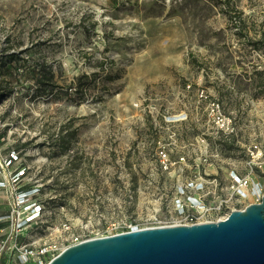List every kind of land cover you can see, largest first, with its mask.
Masks as SVG:
<instances>
[{"label": "rangeland", "instance_id": "1", "mask_svg": "<svg viewBox=\"0 0 264 264\" xmlns=\"http://www.w3.org/2000/svg\"><path fill=\"white\" fill-rule=\"evenodd\" d=\"M12 152L0 216L35 188L42 210L14 240L0 222L6 264L22 245L173 225L197 180L213 201L234 171L262 196L264 0H0V161Z\"/></svg>", "mask_w": 264, "mask_h": 264}, {"label": "water", "instance_id": "2", "mask_svg": "<svg viewBox=\"0 0 264 264\" xmlns=\"http://www.w3.org/2000/svg\"><path fill=\"white\" fill-rule=\"evenodd\" d=\"M48 264H264V192L225 220L89 239Z\"/></svg>", "mask_w": 264, "mask_h": 264}, {"label": "built area", "instance_id": "3", "mask_svg": "<svg viewBox=\"0 0 264 264\" xmlns=\"http://www.w3.org/2000/svg\"><path fill=\"white\" fill-rule=\"evenodd\" d=\"M250 155V167L255 165V161L260 159L261 151L257 145H253L249 150ZM18 154L12 152L2 162L0 161V168H8L9 165L14 164L18 160ZM160 156L163 162H167V155L164 152H160ZM24 174V169L15 172L10 177L11 182L20 179ZM230 183L227 194L220 197H216L215 200L209 201L208 198H214V190L210 191L207 183L204 181H194L187 184L186 190H190L193 193L198 194L186 196V201L178 200L176 202L175 212L179 218L178 222L173 225H163L159 223L156 227H168V226H191L198 223H215L217 221L225 220L229 214L237 209V205L241 200L247 199L250 194H246V190L249 189V178L242 177L234 171H231L228 175ZM3 182H0V186H3ZM40 188H35L31 191H20L13 194L11 203L9 204L10 213L0 216V222L6 221L10 226V240L16 239L18 233L26 226H31L37 223V219L40 216L42 207L32 202L33 197ZM256 202L259 203L261 199V191L255 195ZM21 206L28 207L30 211L25 216L18 213V209ZM22 215V216H21ZM154 228V227H150ZM128 232V231H127ZM123 233V232H122ZM115 234H108L102 236H96L94 238L107 237ZM80 239L77 236H72L66 245L52 244L48 246L38 247L36 252L28 250V245H22L19 247L18 264H28L35 259L36 264H48L53 258L58 256L63 250L69 246L79 244L83 241L94 239ZM16 249V248H15Z\"/></svg>", "mask_w": 264, "mask_h": 264}, {"label": "trees", "instance_id": "4", "mask_svg": "<svg viewBox=\"0 0 264 264\" xmlns=\"http://www.w3.org/2000/svg\"><path fill=\"white\" fill-rule=\"evenodd\" d=\"M43 79L45 80V77H43ZM46 85H48V84L43 82L42 85H41V87L44 88V86H46ZM67 138H68V136H64V135L62 136V134H61V139H62L61 143L63 145L66 144L67 141H65V140ZM0 264H6V258L4 256H1L0 257Z\"/></svg>", "mask_w": 264, "mask_h": 264}, {"label": "bare ground", "instance_id": "5", "mask_svg": "<svg viewBox=\"0 0 264 264\" xmlns=\"http://www.w3.org/2000/svg\"><path fill=\"white\" fill-rule=\"evenodd\" d=\"M260 192V189L258 188V185L255 183V182H253L252 183V187H251V189H247L246 190V194L248 195V194H254V195H256V194H258Z\"/></svg>", "mask_w": 264, "mask_h": 264}]
</instances>
